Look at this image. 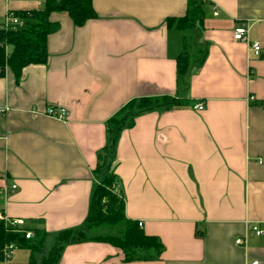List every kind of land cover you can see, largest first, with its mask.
<instances>
[{
  "label": "crops",
  "instance_id": "obj_1",
  "mask_svg": "<svg viewBox=\"0 0 264 264\" xmlns=\"http://www.w3.org/2000/svg\"><path fill=\"white\" fill-rule=\"evenodd\" d=\"M44 2L0 0V22L8 10ZM188 6L93 0L97 17L83 26L54 12L59 28L49 35L48 61L26 66L19 80L10 69L0 77V213L23 218L35 237L55 241L51 249L60 232L87 218L109 120L141 97L184 102L141 113L115 146L126 217L161 240L160 259L126 261L123 250L88 240L67 244L57 264H264V237L236 243L247 221H264V0H206L182 87L176 59L184 32L168 21ZM242 24L260 56L234 39ZM197 102L205 108L196 110ZM49 106L66 108L67 119L45 115ZM12 184L17 189L6 195ZM31 255L0 264H26Z\"/></svg>",
  "mask_w": 264,
  "mask_h": 264
},
{
  "label": "trees",
  "instance_id": "obj_2",
  "mask_svg": "<svg viewBox=\"0 0 264 264\" xmlns=\"http://www.w3.org/2000/svg\"><path fill=\"white\" fill-rule=\"evenodd\" d=\"M205 2L206 0H189L186 15L168 21L184 32L183 49L176 59L177 80L182 87L188 86V77L192 72L190 48L195 42L193 33L200 30L204 19ZM13 12L23 20L24 25L16 30L0 27V77L5 76L7 69H10L17 80L26 66L45 64L48 61V38L59 28V23L51 20L52 13L69 14L77 26H83L97 17L93 0H45L43 7ZM5 45L12 47V51L7 53ZM205 57L206 51H201L198 65L203 63ZM183 105L182 100L172 95L141 97L128 102L107 124L109 145L105 154L100 156L96 171L100 182L95 186L84 224L80 228L60 232L55 246L39 261L36 254L44 252V233L36 232V237L26 238L23 232L6 230L4 222L0 221V260L5 261L6 245L14 243L16 248L31 250L32 255L26 264H57L67 244L88 240L107 242L123 250L126 261L160 259L164 251L161 240L157 236L146 234L138 221H131L126 217L125 196L122 190H117L120 178L113 167L115 146L121 130L132 126L141 113L159 107L170 109ZM120 224L124 225V229L118 235L92 233L96 228Z\"/></svg>",
  "mask_w": 264,
  "mask_h": 264
},
{
  "label": "built area",
  "instance_id": "obj_3",
  "mask_svg": "<svg viewBox=\"0 0 264 264\" xmlns=\"http://www.w3.org/2000/svg\"><path fill=\"white\" fill-rule=\"evenodd\" d=\"M24 25L23 20L17 16L12 10H8L3 21L0 22V27L6 29H18ZM250 26L248 24H242L237 27L234 31V39L241 42H246L249 44L252 52L256 56H260L262 53V46L259 42H251L249 40ZM2 44L0 43V46ZM6 52L8 53V45H5ZM253 100V97H250ZM196 110H203L205 108L203 102H197L194 105ZM45 115L59 119L66 120L68 116V110L64 107L57 106H49L45 110ZM17 189V184H12L5 188L6 195H9L11 192ZM0 221L4 222L6 230H12L13 232H23L26 234V238H32L34 236L33 232L28 231L24 228L25 220L23 218H9L4 213H0ZM247 232L246 235L242 238H237L236 243L239 245H244L247 241V237L257 236L264 237V221H254L249 220L246 222ZM139 226H143V222L139 221ZM16 249V245L14 243L7 244L5 247V261L11 258L12 251ZM250 264H259V260H254Z\"/></svg>",
  "mask_w": 264,
  "mask_h": 264
},
{
  "label": "rangeland",
  "instance_id": "obj_4",
  "mask_svg": "<svg viewBox=\"0 0 264 264\" xmlns=\"http://www.w3.org/2000/svg\"><path fill=\"white\" fill-rule=\"evenodd\" d=\"M44 5H45V2L43 3V5L41 7H43ZM117 190H119V189H117ZM123 229H124V225L120 224V225L115 226V227L105 226V227H101V228H96V229L92 230V233H94V234L95 233H104V234L118 235V233H121L123 231ZM54 242H53V244H54ZM53 244L46 243L45 247H44V252L42 254H39V258H41L43 255H46L49 252V250L51 249ZM27 255H30L29 249L16 248L12 251L11 257L17 258V259H22L25 261L27 259ZM22 263H24V262H22Z\"/></svg>",
  "mask_w": 264,
  "mask_h": 264
}]
</instances>
